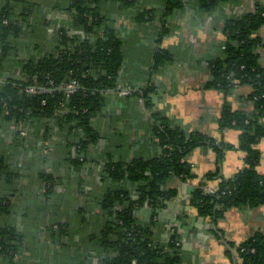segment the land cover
I'll list each match as a JSON object with an SVG mask.
<instances>
[{"label":"trees","instance_id":"16d2710c","mask_svg":"<svg viewBox=\"0 0 264 264\" xmlns=\"http://www.w3.org/2000/svg\"><path fill=\"white\" fill-rule=\"evenodd\" d=\"M243 1L193 0V8L211 14ZM183 3L0 0V264H193L182 242L185 207L195 209V223L216 226L231 208L264 205V177L256 171V147L264 139V0H254L252 11L224 20L223 44L207 61L205 84L224 95L247 90L250 110L226 103L219 121L222 129L239 132L243 168L230 180L221 178L214 193L200 182L183 200L184 210L164 219L178 197L174 180L193 178L190 153L208 146L221 159L232 147L154 111L150 78L141 94L135 84H121L132 47L140 43L134 36L158 22L159 47L167 18ZM156 51L147 50L149 73L169 56ZM113 96L143 100L149 120L126 109L117 113ZM142 120L158 152L130 158L123 130L142 128ZM102 121L120 132L102 134ZM101 141L118 143L116 153L109 144L100 148ZM91 165L98 167V183L89 179ZM211 232L222 238L217 228ZM229 246L236 264H264V233Z\"/></svg>","mask_w":264,"mask_h":264},{"label":"crops","instance_id":"0c3cea01","mask_svg":"<svg viewBox=\"0 0 264 264\" xmlns=\"http://www.w3.org/2000/svg\"><path fill=\"white\" fill-rule=\"evenodd\" d=\"M183 2L184 6L176 9L167 18L168 31L163 35L159 47H155L156 38L153 35L160 28L158 22L144 27L145 30L139 31L140 34L134 36L140 43L132 47L134 54H130L126 60L121 84L131 82L132 86L133 84L137 86L133 91H137L150 78L154 88L151 95L154 111L161 114L167 113L174 123L182 125L183 129L200 132L214 139L217 144L222 142L232 147L224 151L221 159H217L214 150L208 146L197 147L190 153L187 161L191 164L193 178L185 182L174 180L173 186L178 191V197L168 205V210L163 214L166 222L184 210L183 200L200 182H206L208 188L215 189L221 178L230 180L242 170L245 153L238 149L239 132L234 129H222L219 121L226 103L230 104L232 110H250V106L246 103V88L236 87L231 94L224 95L221 92L206 89L205 84L209 80L207 61L220 52L223 44L224 20L231 14L252 11L255 5L254 0H244L235 8L222 5L211 14L196 12L193 8V5L195 6L193 0H183ZM261 34L264 38V29ZM155 49L167 51L169 56L167 62L149 73L152 62L150 63L151 58L147 50L152 52L156 51ZM260 62L264 65L263 52ZM144 74L147 75L144 76ZM127 101L124 96H113L111 105H114L117 113L126 109L129 115L137 112L141 119L149 120V112L142 105L143 100L138 104L135 99L136 104ZM113 125L103 124L102 121L101 133L111 136L120 132V128ZM125 137L130 143L128 151L126 149L130 158L135 155L148 158L158 152L151 141V136L140 126L125 131ZM100 144V148L106 144L114 146L113 151L116 153L118 143L101 141ZM256 148L260 152L256 171L264 177V139ZM97 169L98 167L93 165L87 166L91 177L89 179L98 183ZM217 169L219 170L217 178L211 176L212 178L206 180L208 175L215 173ZM185 210L188 215V224L182 229V242L183 247L194 255L193 264H236L240 262V259L229 244L237 247L255 234L264 233V205L253 209L231 208L217 221L216 226L213 222L204 219L201 224L195 223L197 217L195 209L185 207ZM213 228L220 230L221 239L211 232ZM228 251L232 252L231 255L227 254Z\"/></svg>","mask_w":264,"mask_h":264},{"label":"rangeland","instance_id":"374dc122","mask_svg":"<svg viewBox=\"0 0 264 264\" xmlns=\"http://www.w3.org/2000/svg\"><path fill=\"white\" fill-rule=\"evenodd\" d=\"M144 55V54H143ZM163 114H165V113H163ZM163 116H165V117H167V118H169V120L171 121V122H174L173 120H172V118H170L168 115H167V113L165 114V115H163ZM148 121V120H147ZM128 123H130V122H128ZM141 125H142V130H144V131H146V133H148L147 132V124L145 125L144 124V122H143V120H142V122H141ZM179 125V124H178ZM180 126H182V125H180ZM184 127V126H183ZM185 128V127H184ZM130 130V128H125V131H129Z\"/></svg>","mask_w":264,"mask_h":264},{"label":"built area","instance_id":"2783aa9c","mask_svg":"<svg viewBox=\"0 0 264 264\" xmlns=\"http://www.w3.org/2000/svg\"><path fill=\"white\" fill-rule=\"evenodd\" d=\"M215 189L214 188H206V192L208 193H214Z\"/></svg>","mask_w":264,"mask_h":264}]
</instances>
